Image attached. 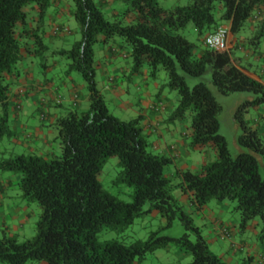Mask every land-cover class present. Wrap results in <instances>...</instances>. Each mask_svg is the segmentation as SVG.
<instances>
[{
	"label": "trees",
	"instance_id": "trees-1",
	"mask_svg": "<svg viewBox=\"0 0 264 264\" xmlns=\"http://www.w3.org/2000/svg\"><path fill=\"white\" fill-rule=\"evenodd\" d=\"M71 1L80 39L57 53L67 60L66 74L81 73L90 95L89 107L71 110L57 120L60 155L17 154L0 162V169L21 176L19 186L24 201L37 202L42 208L32 238L22 242L15 235L0 238V262L135 264L173 245L192 255L187 264H227L210 249L201 228L184 211L172 180L164 172L171 160L150 150L152 143L144 133L143 117L123 120L110 111L97 78L96 44L122 38L130 48L135 71L147 66L150 74L157 76L160 68L165 70L169 86L179 96L174 117L189 115L192 144H213L218 152L217 159L204 164L200 173L182 172L183 190L197 207L212 200L235 202L240 227L244 229L260 218L264 234V137L245 118L251 107L264 104V80L249 76L232 60L236 45L231 50L206 47L198 55L195 43L184 34L192 24L197 38H205L230 22V32L240 36L264 0H189L186 5L170 9L159 0H122L125 9L113 18L96 0ZM52 3L53 0H0V140L14 135L9 124L7 75L22 58L23 41L18 27L26 22L24 8L37 5L44 15ZM129 13L135 14L134 20L127 21ZM263 37L264 15L256 21L250 42L257 48ZM35 44V52L46 64L50 47L45 37L36 35ZM209 72L222 94L255 95L235 114L241 130L238 143L247 149L236 156L220 132L222 105L205 81L190 84L192 78L202 79ZM113 156L118 157L121 168L113 182L121 192L129 188L130 201L111 193L99 178L107 159ZM152 210L166 218L164 227L172 226L177 219L182 221L184 235H165L162 227L146 240L125 243L128 226ZM105 230L118 237L101 242L99 236ZM163 264L184 263L178 260Z\"/></svg>",
	"mask_w": 264,
	"mask_h": 264
},
{
	"label": "crops",
	"instance_id": "crops-1",
	"mask_svg": "<svg viewBox=\"0 0 264 264\" xmlns=\"http://www.w3.org/2000/svg\"><path fill=\"white\" fill-rule=\"evenodd\" d=\"M96 1L110 18L125 9L122 0ZM159 1L169 9L182 3V0ZM73 10L74 4L71 0H53L44 15L37 5H28L24 8L26 22L18 27L23 41L22 58L15 70L7 75L9 124L14 135L9 141L0 140V162L17 154L60 155L62 150L57 139V120L71 110H81L89 106L90 95L81 73L72 72L64 79L62 77V80L54 72L59 67L57 60L48 61L46 57L44 64L35 52L36 35L44 36L45 41L54 46L53 50H57L53 51L54 54L63 49H60V46L69 49L79 40L78 26L75 30H71L66 22L67 17H74ZM262 15H264V5L257 8L255 17L250 20L240 36L229 33L228 46L231 50L236 45L232 60L246 74L260 81L264 80V37L257 48L250 42V37L254 35L255 23ZM134 19V13L127 15V21ZM224 25L230 28L231 23L227 22ZM195 41L194 50L201 55L207 47L204 37L196 38ZM50 52L49 50L46 56H49ZM95 65L99 87L106 102L116 107L122 117H125L129 110L132 111L133 116L128 119L143 117V130L152 142L153 152L171 160L170 164L165 166L164 172L172 180L175 195L179 197L183 208L193 214L195 220L205 227L211 247L213 248L214 244L221 247L218 255L228 264H240L245 258L250 259V264H264V240L258 233L261 219L252 220L245 228L246 232L257 237L251 240L240 233L239 222L232 216L233 206L230 203L210 202L196 208L192 204L191 195L183 190L182 172L190 170L200 173L204 164L217 159L218 152L213 144H192L188 136L191 131V117L189 115L184 118L174 117L179 101L178 94L173 93L171 98L165 93L158 76H151L147 66L141 71H135L130 58V48L122 38L115 37L107 43L100 40L96 44ZM247 97L248 100H253L255 95L249 93ZM241 101H238L237 107L241 105ZM1 107L0 100V113ZM246 120L264 137V104L251 107L246 113ZM234 125L236 130L240 129L236 119ZM20 179L21 176L18 174L9 171L0 172V234L2 236L19 237L20 234L16 232H21L24 226L36 217L32 205L24 200L19 204L15 203L14 197L20 198ZM159 218L165 222V218ZM164 252L167 255L165 261L161 263L182 261L191 257V254L181 247L172 249L168 246ZM146 260L147 258L136 261L135 264H146ZM0 264L4 263L0 262Z\"/></svg>",
	"mask_w": 264,
	"mask_h": 264
},
{
	"label": "rangeland",
	"instance_id": "rangeland-1",
	"mask_svg": "<svg viewBox=\"0 0 264 264\" xmlns=\"http://www.w3.org/2000/svg\"><path fill=\"white\" fill-rule=\"evenodd\" d=\"M188 2H189V0H182L181 5H186ZM67 18H68V20L66 21L67 24L69 25L71 30H75L77 28V26H78L76 19L74 17H67ZM67 30L68 29H66V31ZM184 34L191 41L196 42L195 39L197 38V34H196V31H195V29H194L192 24H190V26L187 28V30L184 31ZM77 35L79 36V39H80V33H78ZM73 37H75V36H73ZM46 44L49 45V42H46ZM49 47H50V51L51 52H50L49 56H46V57L48 58V61H52L53 59L57 60V62L59 63V67H57L54 72L57 75H59L61 77V79H62V77L64 79L65 76L67 75L66 74V71H67V60H66V58L63 55L58 54V53L57 54L53 53V51H57L56 49L53 50V47H54L53 45H49ZM61 48L66 49V47H64V46L63 47L60 46V49ZM38 58L40 59L41 62H44L43 59L40 56H38ZM146 68L148 69V67H146ZM74 73L78 74L79 72L74 71ZM149 73H150V71H149ZM151 76H153V75H151ZM157 76H158V79L160 80L161 88L162 87L165 88L164 89L165 93L170 95L171 98L173 97V93L177 94L176 90L171 89V87L169 86V84H168L169 83V78H168V75H167V73L165 72V70L163 68L159 69V71L157 73ZM57 79L60 80L59 78H57ZM199 80H203V81H205L208 84L209 88L213 92V94L216 97L217 101L222 105V110H221V112L219 114V118H220V120L222 122V126H221V129H220V132H221L222 135H224L226 137L227 142H228V146H229V149H230L231 153L234 156H236V155H238L241 152L247 151L246 148L242 147L238 143V137H239V133H240L241 130L240 129L236 130V126L234 125V119H236L235 118V114H236L237 110L244 103H246L248 101H251V100H248V97H247V95L250 92H235V93H232V94H229V95H224L221 92H219L218 88L213 84V82L211 80L210 72L207 75H205L202 79L196 80V79L192 78L190 80V84L193 85L196 82H198ZM240 100H242L241 101V105L237 107L238 101L240 102ZM107 105H108L110 111L115 116H117L119 118H124L126 120H131V119H128V118L133 116V113H132L131 110L128 111V113L126 114L125 117H122L121 112L118 111V109L116 107H114L110 103H107ZM88 107H85L84 109H81V110H85ZM245 118H246V113H245ZM9 138L8 137H4L3 139H5L6 141H9ZM148 139H149V137H148ZM150 150L153 151L152 147H150ZM120 170H121V168L119 166L118 157H116V156L110 157V158L107 159L106 163L104 164L103 172L101 173L99 178H100L101 182L103 183V186L107 190H109L111 193L118 195L123 200L130 201L131 198L128 196V193H130L129 192L130 191L129 188H127V190H124V191L121 192V188L118 187V186H115V184L113 182L115 180V178L117 177L118 172ZM0 172H8V171L0 169ZM263 177H264V172H263ZM14 198H15V203H17V204H19V202L24 200L23 197H22V191L20 192V198L17 197V196H15ZM210 202L211 203H218V202L230 203L233 206V208H232L233 209V215L232 216L236 217L238 219V222L240 223L239 215L236 212H234V208H235V205H236L235 202H231L229 200H225V201L212 200ZM180 203H181V201H180ZM29 205H32L31 208L35 211L36 217H35V219L32 222L26 224V226H24V228H23V230H21V232H18V231L16 232V234H20V235H18L19 236L18 239H19L20 242H22V241H24L26 239L32 238L36 234L37 221L39 220V218H40V216L42 214V208L37 202H33V203L29 204ZM181 205H182V203H181ZM182 207H183V205H182ZM196 208H198V207L196 206ZM184 211L189 213L192 216V218L194 220V223L198 227L201 228L202 234H203V236L205 237V239L208 242V236H207V232L205 231V227L202 224L198 223L197 220H195V217H194L193 214H191L189 211H186L185 209H184ZM159 217H161V216H160V214L158 213L157 210H152L151 212H147L144 215L138 217L130 226H128V228L126 230V233H125L127 238L124 240V242L125 243H129V241H131L132 239L146 240V239L149 238V236H150V234L152 232L160 230L162 227H163V229L161 230V232L163 234L171 236V237H182L184 235V233L186 232V227H185L184 224H182L183 223L182 221L177 219L172 226L164 227L167 224L166 218L164 220L165 222H162ZM162 223H165V224H162ZM16 224H19V223H16ZM262 228H263V223H260L259 224V228H258V233H260V238L262 240H264V234L262 232ZM239 229L241 231L240 233H243L246 237H249L251 240H255L257 238V237H254L249 232H246L245 228L242 229L240 227V225H239ZM225 232H227V231L225 230ZM1 237H2V235L0 234V238ZM117 237L118 236H117V234L115 232L105 230V231L100 233L99 240L101 242H104L105 240H111V239H114V238H117ZM225 237H227V236L225 235ZM225 239H227V238H225ZM208 244H209L210 249L215 254L218 255L219 250H221L222 248L218 247L216 244H214L213 248H212L209 242H208ZM169 247H171L172 249H175V248H179L180 246L169 245ZM164 249L165 248H161V249L156 250L153 253L148 254L146 256V258H147L146 264H163L161 262L165 261V255H167V254H165ZM218 256L221 257L220 255H218ZM246 260L248 261L247 264H250V259H248V258L243 259L240 262V264H243ZM191 261H192V255H191L190 258H186V259L182 260L181 262L184 263V264H187V263H190ZM173 262H175V261H173Z\"/></svg>",
	"mask_w": 264,
	"mask_h": 264
},
{
	"label": "built area",
	"instance_id": "built-area-1",
	"mask_svg": "<svg viewBox=\"0 0 264 264\" xmlns=\"http://www.w3.org/2000/svg\"><path fill=\"white\" fill-rule=\"evenodd\" d=\"M230 28L227 26L219 27L215 32L207 34L204 43L211 49H226L228 47Z\"/></svg>",
	"mask_w": 264,
	"mask_h": 264
}]
</instances>
